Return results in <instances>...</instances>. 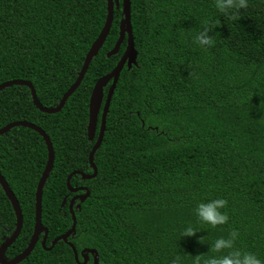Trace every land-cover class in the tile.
<instances>
[{
	"label": "trees",
	"instance_id": "16d2710c",
	"mask_svg": "<svg viewBox=\"0 0 264 264\" xmlns=\"http://www.w3.org/2000/svg\"><path fill=\"white\" fill-rule=\"evenodd\" d=\"M136 65L123 67L93 156L97 174L70 178L85 188L73 203L75 232L45 251L40 241L20 264H77L92 250L98 264H194L230 230L236 247L264 261V0H248L238 19L221 15L212 0H129ZM121 0L109 34L78 89L54 115L40 113L30 90L0 92V129L28 122L49 138L54 162L44 184L41 224L45 248L71 229L67 177L92 174L88 155L99 133L101 109L88 140V104L95 83L122 57H107L118 39ZM106 0H0V85L29 82L40 104L52 109L75 82L104 26ZM205 21L220 38L204 50L192 37ZM111 83L103 89L101 108ZM47 161L36 132L15 127L0 136V175L18 201L23 224L5 252L12 260L33 233L35 192ZM224 198L227 224L211 228L193 208ZM191 224L198 233L181 237ZM15 216L0 186V246L12 235ZM202 236L200 244L197 238ZM42 238V236H41ZM41 240V239H40ZM86 264L94 255L85 253Z\"/></svg>",
	"mask_w": 264,
	"mask_h": 264
},
{
	"label": "water",
	"instance_id": "95a60500",
	"mask_svg": "<svg viewBox=\"0 0 264 264\" xmlns=\"http://www.w3.org/2000/svg\"><path fill=\"white\" fill-rule=\"evenodd\" d=\"M106 4H107V15H106V20H105L104 26L101 29L97 39L91 45V47H90V49H89V51H88V53L84 59L81 71L79 72L75 82L62 96V99L60 100L57 107L52 108V109H47V108L43 107L40 104V102L38 101V99L36 98V94H35L33 86L29 82H26V81L15 80V81H9V82L2 83L0 85V92L3 91L4 89L10 87V86H25L30 90L32 103H33L34 107L40 113L45 114V115H54V114L58 113L62 109V107L65 104V102L67 101V99L80 86V84H81V82L85 76V73L87 72V69H88V66H89L91 60L93 59L94 56H96V54L98 53L100 48L103 46V43L105 42V40L109 34V31H110V28H111L112 22H113V8H114V5L118 6V0H106ZM121 8H122L121 12H122L123 18L119 24L118 39H117L116 43L114 44V47L112 48V50L107 53V57H111V56L116 55L124 40H126L125 51H124L122 57L120 58L119 62L117 63V65L114 67V69L108 75L100 78L95 83V85L91 91L90 98H89L88 124H87V136H88L89 141H92L94 138V134H95V130H96V124H97V118H98V115H99L100 109H101L99 133H98V136L95 140V143L92 146V148L89 152V155H88V164L92 168V174L91 175H85V174H82L79 172H74L67 177L66 187H67L69 192L76 193L77 191H84L85 193L81 196L73 197L70 200L69 205H68V210H69L71 220H72L71 229L68 232H66L65 234L55 238L51 242V246L49 249H45L47 230L41 224V200H42V190H43L44 184L46 182V179L49 176V173L52 170V166H53V162H54V152H53L52 144H51L49 138L47 137V135L44 133V131H42L39 127L35 126L34 124H31L28 122H13V123H10V124H8L5 127L0 129V136L5 134L7 131H9L10 129L15 128V127H23V128L30 129V130L36 132L38 135L41 136L43 142L45 143L46 149H47V161H46L44 170H43V172L39 178V181L37 183V188H36V192H35V216H34L33 233H32V236L30 238V241H29L27 247L24 249V251L22 253H20L19 255H17L16 257H14L10 261H6L4 259L5 252L15 242V240L19 236L21 229H22L23 219H22V214H21V210H20L18 201L16 200L15 196L13 195L11 190L9 189L4 178L0 175L1 189H2L5 197L9 201V203L12 207V210L14 212V216H15V229H14L12 235L0 246V264H20L21 262H23L30 255V253L33 251L41 233H43V235H44L41 246L45 251H50L55 246V244L57 242H59V241L67 242V238L69 236L73 235L75 232L76 220H75L74 213H73V203L76 200H80L81 202L85 201V199L88 198V196H89V190L85 189V188H72L70 186V183H69L70 178L72 177V175H75V174L80 175L82 177V179H84V180H90V179L95 178L97 171H96V167L93 164V156H94V153L96 152V150L98 149V147L100 146V144L102 142L103 134L105 131V116H106L107 111H108L110 99L112 97L113 91L115 89L116 83L118 81L120 72L122 71L123 67L126 66L128 69H130L133 65L134 66L136 65V55L137 54H136V51L134 50V46H133L132 29H131V24H130V2H129V0H121ZM109 83H111V84H110L108 92H107L106 100L104 102L103 107L101 108L102 100H103V89ZM69 246L73 252L74 261L77 264H86L87 263L88 258L85 255V253L93 254L94 259H93L92 264H98V256H97L96 252H94L92 250H83L80 253L82 263H78V260H77L78 256H77L76 251L74 250V248L71 245H69Z\"/></svg>",
	"mask_w": 264,
	"mask_h": 264
},
{
	"label": "clouds",
	"instance_id": "9594fccd",
	"mask_svg": "<svg viewBox=\"0 0 264 264\" xmlns=\"http://www.w3.org/2000/svg\"><path fill=\"white\" fill-rule=\"evenodd\" d=\"M212 4L218 14L227 15L230 19H238L240 10L248 7V0H212ZM218 27V23L203 22L192 37L193 43L204 50L214 48L220 38L219 32L215 31ZM226 204L224 198H210L198 202L192 211L198 222L216 228L228 222L229 217L224 211ZM196 233L198 231L191 224H186L180 231V238L192 237ZM238 236L236 230H230L227 235L216 238L208 248L211 254L193 256L194 264H264L255 253L236 247ZM201 240L202 236L197 238L200 244H202ZM171 264H179V258H173Z\"/></svg>",
	"mask_w": 264,
	"mask_h": 264
},
{
	"label": "flooded vegetation",
	"instance_id": "af4514ba",
	"mask_svg": "<svg viewBox=\"0 0 264 264\" xmlns=\"http://www.w3.org/2000/svg\"><path fill=\"white\" fill-rule=\"evenodd\" d=\"M75 172H78V171H75ZM74 173V172H73ZM80 173V172H79ZM79 188V187H78ZM78 196H81V195H76V196H74V197H78ZM41 236H42V238H41ZM43 233H41V235L39 236V238H38V241H37V243L40 241V245H41V243H42V240H43ZM47 238V237H46ZM41 239V240H40ZM36 243V244H37ZM36 246V245H35ZM42 247V246H41ZM46 249V248H45ZM49 249V248H48Z\"/></svg>",
	"mask_w": 264,
	"mask_h": 264
}]
</instances>
